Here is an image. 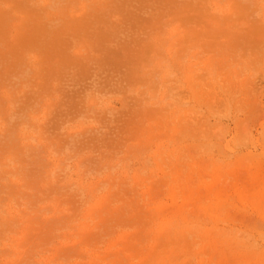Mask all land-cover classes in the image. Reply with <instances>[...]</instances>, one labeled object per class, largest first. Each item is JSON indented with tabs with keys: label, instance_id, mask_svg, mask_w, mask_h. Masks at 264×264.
<instances>
[{
	"label": "rangeland",
	"instance_id": "rangeland-1",
	"mask_svg": "<svg viewBox=\"0 0 264 264\" xmlns=\"http://www.w3.org/2000/svg\"><path fill=\"white\" fill-rule=\"evenodd\" d=\"M0 264H264V0H0Z\"/></svg>",
	"mask_w": 264,
	"mask_h": 264
}]
</instances>
